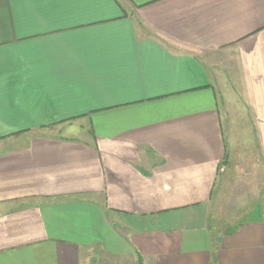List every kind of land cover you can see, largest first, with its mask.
<instances>
[{
	"label": "crops",
	"instance_id": "obj_1",
	"mask_svg": "<svg viewBox=\"0 0 264 264\" xmlns=\"http://www.w3.org/2000/svg\"><path fill=\"white\" fill-rule=\"evenodd\" d=\"M264 264V0H0V264Z\"/></svg>",
	"mask_w": 264,
	"mask_h": 264
},
{
	"label": "rangeland",
	"instance_id": "obj_2",
	"mask_svg": "<svg viewBox=\"0 0 264 264\" xmlns=\"http://www.w3.org/2000/svg\"><path fill=\"white\" fill-rule=\"evenodd\" d=\"M127 264H129V263H127Z\"/></svg>",
	"mask_w": 264,
	"mask_h": 264
}]
</instances>
